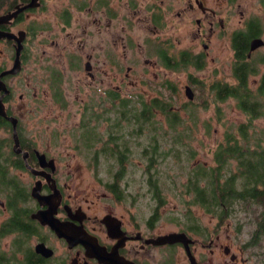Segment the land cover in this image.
<instances>
[{
	"label": "flooded vegetation",
	"instance_id": "obj_1",
	"mask_svg": "<svg viewBox=\"0 0 264 264\" xmlns=\"http://www.w3.org/2000/svg\"><path fill=\"white\" fill-rule=\"evenodd\" d=\"M242 2L0 0V264H264L257 223L243 239L239 223L223 216L226 210L210 216L205 201L185 204L202 208L203 217L178 213L177 205L160 211L164 201L145 200L146 184L156 190L147 169H131L127 159L135 155L132 144L141 142L136 138L146 134L147 105H172L128 89L136 84L131 76H144L137 63L172 74L184 62L203 68L228 33L233 83H217L235 87L234 65L264 60L255 55L264 49V0L255 1L260 15L251 18ZM236 10L239 20L230 29L227 19ZM254 41L263 44L251 51ZM16 61L17 71L8 73ZM25 64L32 68L23 76ZM192 77L184 95L190 88L193 101V83L201 82ZM163 86L178 95L175 83ZM54 112L65 114L63 120L46 125L43 119ZM58 138L63 148L50 153L43 145ZM147 151L139 145L138 158H147ZM82 160L90 163L92 185L83 183Z\"/></svg>",
	"mask_w": 264,
	"mask_h": 264
},
{
	"label": "rangeland",
	"instance_id": "obj_2",
	"mask_svg": "<svg viewBox=\"0 0 264 264\" xmlns=\"http://www.w3.org/2000/svg\"><path fill=\"white\" fill-rule=\"evenodd\" d=\"M255 1L256 0H243L242 10L246 9L247 11L246 12L244 10L245 17L251 18L252 16L256 17L260 15V13H258L260 5H258V2L255 4ZM233 14L234 16L227 19V24L230 29L234 28L239 20L237 10L234 11ZM261 20L264 28V18ZM229 41L230 36L228 33L221 41H218L219 45L213 48L215 53L211 50L209 51V56H214L215 60H204V66L199 70L193 66H187L186 68L172 74L170 71L165 70L161 65H158L156 68H151L145 67L144 64L140 62L136 64V67L138 72L140 71V74L142 73L144 76L140 77L137 74L131 76L132 81H135L136 84L135 86L128 87V89L133 90L139 88L141 91L144 89L147 100L158 98L166 103L171 102L172 105L170 104L171 106H169L168 104L169 107H167L174 109L180 120V124L172 127L171 122L163 117L160 111L158 112V110L153 109L155 115L150 121L152 124L147 123L144 126L146 134L144 135V133H141L142 135L140 137L138 136L136 139H140V146H146L147 148L149 147L150 141H154L153 139L158 140L159 150L161 152H165L166 155L156 158L154 164L149 168V163L145 156L144 160L138 158L139 145L137 141L136 143L132 142V148L135 155L132 154L131 157L127 156V159L131 158L129 159L131 169H147V173H149L148 179L151 182L150 185H156V190H154L155 187L149 188L146 184V191L143 192L142 190V192L145 193L144 196L147 204H153L158 200L165 202L166 205L163 209H160V211H168L177 205L178 213L188 212L194 217L206 216V214L204 215V210L199 208L197 205H190V207L185 205L187 202H193V192L187 188L189 173H191V170H194V168L198 166V168L202 165L209 167L213 166V152L217 145L224 144L226 142L227 138H229L226 136L227 134H234L235 136L233 137L237 138V140L241 143L243 141V139L237 135V127L239 125L246 124L248 122V117L237 109L233 100H227L225 102L215 101L213 94L209 90V86L213 81L233 83L230 77V69L233 60ZM0 50H2L1 46ZM255 55H257L256 58L264 56V49L257 51ZM31 68V64L30 66L25 64L22 75L26 76ZM258 70L259 73L257 76L250 77V82L253 81L254 83H257L259 76L264 72V63L259 65ZM40 71L42 70H39V72ZM189 74L193 76L192 78H194V80L197 79V81L201 82V84L193 83L194 88L192 87V89L195 90L196 97L192 102H188L184 95V86L188 85ZM42 75L43 72L38 73L35 80L38 81L37 78L42 77ZM165 76H167V79H165ZM141 78L144 79V84L142 82L139 84ZM167 81L177 85L179 92L178 95H171L163 90V84ZM18 88L20 91L25 90L23 83L22 86L19 85ZM41 88L45 89V85L41 84ZM250 88L254 89L255 86L251 87L250 83ZM38 91L40 92V89ZM160 92L165 93V96L159 97L157 93ZM137 93L138 92L136 91H131L130 94ZM42 107L43 106L41 104V108ZM168 108L167 111H169ZM62 115L63 114L59 112H54L53 116L50 115L47 119L43 120L47 121L46 125L53 126L56 125L58 121L63 120ZM42 116H44V111L38 113L36 115V119L39 120ZM116 117L117 115H114V119ZM167 122L169 123L167 124ZM137 125L138 124H134L133 126L135 130H139L136 127ZM149 125L160 127L161 132H168V135L163 137L161 134L160 136V131L158 130L157 138L153 137L155 131L152 129L148 130L147 126ZM124 126V130H126L129 125L125 122ZM130 128L131 130L133 129L131 126ZM172 128L174 131H172ZM249 134L251 148H253L252 146L257 143V139L264 138V118H258L253 121ZM39 136L45 137L46 135L40 134ZM49 136L52 137L51 134ZM175 140H177L176 143L172 144ZM48 142L49 143L47 145L43 146L46 147L50 153H57L63 148V145L59 143V138L57 140L51 139ZM171 148L174 152L171 151ZM63 150L70 153L77 152L73 148L65 149L64 147ZM80 162L83 171V183L86 184L90 182L88 185H92L91 181L94 177L89 171L91 169V166H88L90 163L85 160ZM106 163L107 162H103L102 165L107 167ZM230 164L232 167H229L228 170L225 171L226 175L235 170L234 163L230 161ZM110 165L113 166L112 161H110ZM113 167L116 168L115 161ZM134 190L138 191V186H135ZM204 198L205 202H207L211 207L213 203L210 202L208 192L205 193ZM258 203L259 201L248 203L237 201L229 206L230 208L228 209L226 215H228L227 217H231V222L234 224L239 223L238 226L241 227V236L243 239L250 238V235L256 231V220L260 221V215L264 211V207L261 206V203ZM211 211L212 213L210 216L214 215L213 213L216 212L214 210ZM257 247L264 248L263 241L260 240L257 242Z\"/></svg>",
	"mask_w": 264,
	"mask_h": 264
},
{
	"label": "trees",
	"instance_id": "obj_3",
	"mask_svg": "<svg viewBox=\"0 0 264 264\" xmlns=\"http://www.w3.org/2000/svg\"><path fill=\"white\" fill-rule=\"evenodd\" d=\"M241 51L243 53V49ZM257 63L262 64L264 60H256V62L241 60L233 67L235 87L216 82L210 89L215 101L233 100L237 109L248 117L246 124L237 127V135L243 139L242 143L233 137L234 134H230L231 136L227 134L226 136L229 138L226 142L217 145L213 152V166L202 165L200 168L198 166L189 173L187 182L194 187L191 191L193 192V201H205L204 196L208 192L210 202L213 203L210 208L214 211L226 210L228 212L230 204L237 201L244 203L259 201L264 207V138L257 139V143L251 148L249 134L253 121L264 118V73L260 75L257 87L251 89L249 86L250 77L259 73ZM188 65L189 63L184 62L180 69H184ZM193 66L202 68V63H194ZM155 102L150 103L152 107L149 105L146 107L145 120L148 124L151 123L150 121L155 115L153 109L160 111L161 115L168 121L175 124L177 121L180 122L176 112L167 111L168 104ZM147 129L155 131L153 134L155 138L158 136V130L160 136L161 134L163 137L168 135V132H161V128L157 126L149 125ZM153 140L148 142L147 161L149 168L154 164L156 158L166 155L165 152L159 150L158 141ZM174 143L176 141L172 142V144ZM171 151H173L172 148ZM230 161L234 163L235 170L226 175L225 171L232 167ZM200 184L207 188H200ZM226 214L223 216H228ZM260 217V221L256 220V223L260 227V231L264 233V211Z\"/></svg>",
	"mask_w": 264,
	"mask_h": 264
},
{
	"label": "water",
	"instance_id": "obj_4",
	"mask_svg": "<svg viewBox=\"0 0 264 264\" xmlns=\"http://www.w3.org/2000/svg\"><path fill=\"white\" fill-rule=\"evenodd\" d=\"M4 35H5V34H4ZM262 44H263L262 41H254V42L252 43V45H251L250 50L253 51V50H255L256 48H258V46H260V45H262ZM17 64H18V61L15 62V66H14L13 70H11V71L8 72V73H10V74H14V73L17 71V68H16ZM4 74H5V73H3L2 76H3ZM185 95H186V98H187L189 101H192V99H193V93H192V90H191L190 88H188V87L186 88Z\"/></svg>",
	"mask_w": 264,
	"mask_h": 264
}]
</instances>
